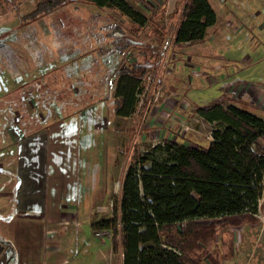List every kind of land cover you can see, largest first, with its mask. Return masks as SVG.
<instances>
[{
	"label": "rangeland",
	"instance_id": "rangeland-1",
	"mask_svg": "<svg viewBox=\"0 0 264 264\" xmlns=\"http://www.w3.org/2000/svg\"><path fill=\"white\" fill-rule=\"evenodd\" d=\"M146 1L163 0H127L142 13ZM218 1L222 6L217 7L215 0L216 10H230L225 17L230 24L219 16L221 21L205 31L200 43L153 58L136 90L133 112L120 116L114 112L113 99L116 68L125 60L111 47L101 50L110 43L105 37L96 39L95 32L118 21L126 34L149 50L148 44L156 42L161 31L169 35L174 30L178 16L174 8L184 0H165L164 15L158 10L138 33L130 29L129 17L110 7L70 2L26 18L33 0H0V91L10 88L7 75L26 78L17 82L12 98L16 102L9 104L19 112L11 108L1 116L24 125L42 115L44 125L53 124L48 151L39 163L43 200L32 207L18 204L8 212L0 208V219L7 224L0 226V264H40L44 255V264H122L120 251L110 244V231L96 230V236L85 223L113 213L132 152H145L169 139L206 145L218 122H207L195 107L220 96L226 99L223 106L235 104L264 118V0ZM125 56L131 59L128 53ZM24 99L34 111L27 105L23 111ZM4 119L0 145L7 139ZM8 177L7 186L14 187L16 178ZM1 178L5 180L0 173ZM262 186L255 219L217 231L211 251L222 264H264V181ZM61 210L79 218L78 222L70 218L69 233L48 228L47 247L37 241L40 230L25 241L17 238L18 216L49 217Z\"/></svg>",
	"mask_w": 264,
	"mask_h": 264
},
{
	"label": "trees",
	"instance_id": "trees-1",
	"mask_svg": "<svg viewBox=\"0 0 264 264\" xmlns=\"http://www.w3.org/2000/svg\"><path fill=\"white\" fill-rule=\"evenodd\" d=\"M33 1L23 17L83 2L116 9L130 18L134 33L152 21L158 10L160 16L165 11V0L146 1L145 13L127 0ZM174 12L178 14L174 30L169 35L161 31L156 42L148 44L149 50L143 41L126 34L118 21H109L95 32L96 39L105 37L110 43L101 50L111 47L125 60L116 68V114L133 112L136 90L153 66V58L200 43L216 19L209 0H184ZM126 53L131 59L126 60ZM225 101L220 96L195 107L207 122H218L206 145L169 139L145 152H132L113 213L90 223L94 230L110 231V244L120 251L122 264H222L211 251L217 231L255 219L264 181V118L235 104L223 106Z\"/></svg>",
	"mask_w": 264,
	"mask_h": 264
},
{
	"label": "crops",
	"instance_id": "crops-1",
	"mask_svg": "<svg viewBox=\"0 0 264 264\" xmlns=\"http://www.w3.org/2000/svg\"><path fill=\"white\" fill-rule=\"evenodd\" d=\"M209 2L213 8L216 19L215 23L207 28V31L215 27L218 22L221 21L219 16H223L224 20L228 22L225 17L230 13V10L228 11L227 9H223V11L216 10L215 5L213 4V2L215 3V0H209ZM216 5L217 7L222 6L219 4L218 0H216ZM228 24H230V22L226 25ZM23 80H26V78H17L14 75L6 76V81L10 82L11 85L9 89L0 91V119H4L1 114L11 113V108L17 109L14 105L11 106L9 104L16 102L12 100V98L16 95L14 88L17 87V82H21ZM24 102V112H27L26 105L28 106V110L34 111L35 106L30 105L29 100L24 99ZM17 112H19V109H17ZM43 120L44 117L42 115L39 121L33 120L30 124L27 123L24 125L22 123H12L10 120H3L2 129L4 134L7 136L3 145H0V173L5 177V180L2 178L0 180L2 181L0 182V208L1 210L4 209L2 210L3 212L10 211L18 204H24L28 207H32L33 204L37 202L41 203L43 200V168H41V164L39 163L42 162L44 152L48 151V145L50 142L49 129L53 126L52 123L44 125ZM37 167L39 169H35ZM8 176L16 178L14 187L7 186V184H9L8 181L10 180ZM22 176H25L26 179ZM20 177H22V179ZM66 210L68 211L69 209ZM73 210L75 209L73 208ZM72 214L70 212L66 214L61 210V212L53 213L52 215H49V217L47 215H38L36 213L18 216L16 220H18L17 224L20 225L16 230L18 234L17 238L25 241L26 237H32L35 232L40 230L41 232L40 235H38L37 241L39 242L40 240L43 247H47L48 243H50V241L46 239V232L48 231V228L52 227L58 230L61 229L63 232L65 231L69 233V222L71 220H76V222H78L79 220L78 217L76 218V215L71 218ZM64 215H67L68 218L64 217ZM6 225V222L0 219V226L2 228H6ZM85 225L92 233L98 236L97 231L91 228L90 221L85 223ZM28 228L29 232L27 233ZM9 230L10 229L7 230V234H10ZM6 239H12V237L6 236ZM98 245L99 244H93L92 248L94 249L97 247L96 249H99ZM79 256H81V254ZM93 257H99V255ZM44 258L45 259H42L40 264L45 263V255Z\"/></svg>",
	"mask_w": 264,
	"mask_h": 264
}]
</instances>
